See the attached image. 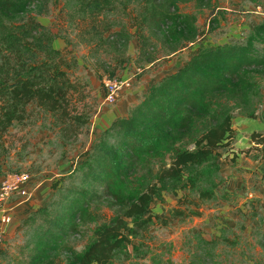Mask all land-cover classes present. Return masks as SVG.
I'll return each mask as SVG.
<instances>
[{
	"label": "rangeland",
	"instance_id": "rangeland-1",
	"mask_svg": "<svg viewBox=\"0 0 264 264\" xmlns=\"http://www.w3.org/2000/svg\"><path fill=\"white\" fill-rule=\"evenodd\" d=\"M66 3L68 0H50L48 11L38 18L55 34L54 45L63 48L72 62L70 75L82 92L75 94L66 116L29 103L26 117L8 129L0 147V175L8 171L31 174L29 195L13 197L12 220L2 224L0 260L11 264L26 261L39 229L50 226L45 222L38 228L45 219L39 216L75 219L67 211L76 189L93 192L90 209L99 222L114 214L99 180L81 169L75 168L73 176L68 172L81 164L87 156L84 152L100 138L106 124L130 113L151 85L200 48L252 41L255 51L264 54V6L253 0H179L176 14H182L181 24L171 33L167 30L172 21L162 25L161 30L149 24L140 26L144 8L141 0L129 3L127 9L116 0L114 10L97 18L76 0ZM105 23L110 28L104 29ZM102 28L105 31L97 33ZM254 70L263 93L258 110L261 114L256 118L264 120V62ZM105 77L124 81L114 103L105 101ZM76 114L82 118L77 120ZM249 120L235 109V139L220 149L222 175L216 198L200 200L196 192L187 188L166 192L164 201L155 196L152 209L167 222H157L137 238V243H141L138 252L111 264H264V213L259 217L260 210L250 204L251 210L240 208L229 214L231 204L242 201L240 198L235 202L233 197L239 196L236 190H241L243 180L255 178L264 186V132L249 135ZM232 166L238 168V176L229 170ZM238 177L235 186L237 180L233 179ZM232 182L234 189L228 191L227 185ZM246 193L251 200L257 198L255 190L246 189ZM184 194L189 195L187 201L191 202H184ZM194 200L200 203L201 214L187 216L175 211L180 208L191 213L187 206L195 208ZM40 206H47L48 210L25 221L34 214L29 211ZM76 220L79 221L78 216ZM95 224L88 221L77 229L67 227V233L53 227L43 237L48 240L47 252L65 264L68 247L83 248Z\"/></svg>",
	"mask_w": 264,
	"mask_h": 264
},
{
	"label": "trees",
	"instance_id": "trees-1",
	"mask_svg": "<svg viewBox=\"0 0 264 264\" xmlns=\"http://www.w3.org/2000/svg\"><path fill=\"white\" fill-rule=\"evenodd\" d=\"M49 1L0 0V147L8 129L26 117L29 103L66 116L75 94L82 92L70 75L72 62L63 48L54 45L55 34L38 18L48 11ZM115 1L76 0L94 18L114 10ZM117 1L127 9L134 0ZM141 1V27L149 24L161 30L172 21L167 30L171 33L181 24L182 14H176L179 0ZM253 1L264 6V0ZM103 28L110 25L105 23ZM103 28L96 29L97 33L105 31ZM261 62L264 54L255 51L252 41L220 43L194 51L151 85L129 114L117 117L101 131L100 138L84 152L87 156L81 164L68 172L73 176L75 168L81 169L99 180L114 214L99 222L90 209L93 192L88 188L76 189V196L68 201L67 212L74 220L47 217L43 214L47 206L31 209L29 213L34 214L25 221L43 214L39 217L45 219L38 228L45 222L50 226L39 229L29 258L21 264H60L62 260L57 262L47 252L48 240L43 237L53 227L67 233V227L77 229L88 221L96 222L91 236L81 249L68 247L65 264L115 263L138 252L141 243L137 238L143 232L157 222H167L152 209L155 196L164 201L166 192L187 188L200 200L216 198L221 181L220 149L235 139V109L249 118L261 114L262 85L254 70ZM187 195L185 203L191 202ZM195 205L188 204L191 213L180 208L175 211L187 216L201 214L200 203ZM0 264L11 263L0 260Z\"/></svg>",
	"mask_w": 264,
	"mask_h": 264
},
{
	"label": "built area",
	"instance_id": "built-area-1",
	"mask_svg": "<svg viewBox=\"0 0 264 264\" xmlns=\"http://www.w3.org/2000/svg\"><path fill=\"white\" fill-rule=\"evenodd\" d=\"M106 97L105 101L114 103L124 85V81L117 78L105 77ZM31 179L29 171H8L0 175V244L4 238L2 224H7L12 220V200L14 196L29 195L28 184ZM12 202V203H11Z\"/></svg>",
	"mask_w": 264,
	"mask_h": 264
},
{
	"label": "crops",
	"instance_id": "crops-1",
	"mask_svg": "<svg viewBox=\"0 0 264 264\" xmlns=\"http://www.w3.org/2000/svg\"><path fill=\"white\" fill-rule=\"evenodd\" d=\"M128 113L129 112L125 113L124 115H127ZM121 116H123V115H121ZM250 120H249L250 121L249 135L253 134L252 132H255V131L264 132V120L257 119V118L256 119H251L250 118ZM106 126H108V124H106ZM244 130H245V128H244ZM221 165H222V161H221ZM229 170H233V173H235V175L238 176L237 175L239 173L238 168L232 166V167L229 168ZM221 171H222V168H221ZM221 175H222V173H221ZM245 175H248V173H245ZM248 177H249V175H248ZM239 179H240V177L233 179L234 181L237 180V181H235L236 182L235 186L238 184ZM241 187L242 188H241L240 191L236 190V191H238L239 196H234L233 199H235V202H237L241 198L242 201L238 205L231 204L233 206H231L232 210H231V212L229 214L240 210V208H241V210L243 209L245 211V210H247V207L250 204H252L253 207H255V208L260 210L259 217H261L263 215V213H264V186H263V184L261 183L260 180H258V182H257L255 180V178L253 180H251L250 177H249L248 181H246V180L242 181ZM233 189H234V182H232L230 184L228 183L227 190L228 191H232ZM246 189L247 190L249 189L250 191L251 190H255L257 198L255 200L249 199L248 196H247V193H246ZM248 209L251 210L253 208L248 207ZM225 211L226 210H224L223 212H225ZM253 211L255 212V210H253ZM259 217L256 218V219H259Z\"/></svg>",
	"mask_w": 264,
	"mask_h": 264
}]
</instances>
